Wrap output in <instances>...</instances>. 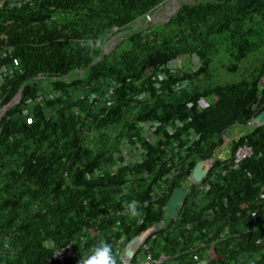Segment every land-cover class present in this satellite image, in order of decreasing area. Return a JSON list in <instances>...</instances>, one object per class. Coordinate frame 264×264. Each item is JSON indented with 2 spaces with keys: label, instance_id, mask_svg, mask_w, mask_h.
Returning a JSON list of instances; mask_svg holds the SVG:
<instances>
[{
  "label": "trees",
  "instance_id": "trees-1",
  "mask_svg": "<svg viewBox=\"0 0 264 264\" xmlns=\"http://www.w3.org/2000/svg\"><path fill=\"white\" fill-rule=\"evenodd\" d=\"M12 1L0 6V112L21 97L0 117V264H57L59 252L78 264L101 241L122 264L163 222L144 251L161 264L211 249L207 264H264V125L250 126L264 112V0L181 4L107 53L168 0ZM243 146L252 154L230 167ZM210 158L200 191L187 176ZM176 187L187 195L169 219Z\"/></svg>",
  "mask_w": 264,
  "mask_h": 264
},
{
  "label": "water",
  "instance_id": "water-1",
  "mask_svg": "<svg viewBox=\"0 0 264 264\" xmlns=\"http://www.w3.org/2000/svg\"><path fill=\"white\" fill-rule=\"evenodd\" d=\"M21 97V89L19 93L16 95V98L20 99ZM14 102V100H13ZM9 103L6 107L2 109L0 112V117L4 114V112L12 105ZM264 123V112L257 114L251 121L252 126H260ZM208 166H206V161L199 160L196 162L195 166L191 172V178L194 182L201 181L207 174ZM186 198V191L181 187H176L171 192L166 206H165V215L169 219H175L177 217L178 207H181L184 203ZM158 229L157 226H153L150 229L146 230L145 232L137 235L136 237L132 238L125 247L124 250V258L126 259L122 264H129L130 260L134 255V250L141 246L145 240L150 236L151 233L155 232Z\"/></svg>",
  "mask_w": 264,
  "mask_h": 264
},
{
  "label": "built area",
  "instance_id": "built-area-1",
  "mask_svg": "<svg viewBox=\"0 0 264 264\" xmlns=\"http://www.w3.org/2000/svg\"><path fill=\"white\" fill-rule=\"evenodd\" d=\"M26 1L23 0L22 4H24ZM4 3H7L8 5H11L13 3L12 0H0V6L3 5ZM146 17H149V16H146ZM13 64L16 66L17 65V62L15 60H13ZM19 99L15 97L14 99V102L18 101ZM27 122H30V119L27 120ZM224 139V142H223V145H222V149H224L225 147L227 146H230L231 145V142L226 140V137L224 136L223 137ZM217 154V153H216ZM252 154V150L251 148L249 147H246V146H243L241 148H239L236 153H235V159L233 160V164L232 163H228V165L232 168H237L238 167V164L243 160V159H246L248 158L250 155ZM218 160L220 161L221 163V166H224L225 165V160H226V157H223L222 154H221V151L219 152L218 154ZM214 160L213 158H210L208 160H206V166H208V169H207V175H208V172L211 170L212 168V164H213ZM191 174V173H190ZM188 175L187 176V179L189 181L190 184H194L196 186V188L198 190H207L209 188V184L208 183H205V184H202V183H198V182H193L192 179H191V175ZM206 175V177H207ZM165 185H162L161 186V189H157L156 192H157V196L156 198H154L153 200H156L158 197H161L164 195V193L167 191L168 192V185L166 183H164ZM166 216V215H165ZM164 223V222H163ZM162 223V224H163ZM162 224H159L157 225V227H161ZM203 246V245H202ZM142 249L141 250V253L144 254L146 257L144 260H141L140 259V256H138V259H137V262L135 264H161L163 260L167 259L166 256L164 255H161L157 260H153L151 258L150 255H146V252H144L145 250H147V246L145 244H143L142 246ZM140 247V248H141ZM137 249H139L138 247L134 250L135 252L137 251ZM141 254V255H142ZM67 256L68 255H72L71 253V250H69L66 254ZM193 258L196 257L197 259H193L197 264H200V261L201 259L197 256V254H193L192 255ZM56 259L58 260V263L57 264H62L63 262V256L61 254V252L57 253L55 255ZM216 257V254L215 252L213 251V249H211L209 251V254H208V257H207V262H210L212 261L214 258ZM119 258L121 260V262H124L126 259L124 258V249L122 252L119 253ZM47 264H51V263H47ZM129 264H132L131 262Z\"/></svg>",
  "mask_w": 264,
  "mask_h": 264
},
{
  "label": "rangeland",
  "instance_id": "rangeland-1",
  "mask_svg": "<svg viewBox=\"0 0 264 264\" xmlns=\"http://www.w3.org/2000/svg\"><path fill=\"white\" fill-rule=\"evenodd\" d=\"M196 0H168L165 3L161 4L158 8L155 9V11L149 15V17H146L145 20H137L134 23H132L127 30H122L116 33L114 36H112L110 39H108L103 45L102 49L104 53H107L109 50H111L118 42L125 39L127 36V33L135 28H144L147 27L149 24L157 23V22H166L168 18L175 13L181 4H191L194 3ZM171 7H174L169 13V9ZM183 65L185 61L182 62ZM181 64V63H180ZM194 69V68H193ZM220 76H224L223 71H219ZM228 147H225L221 150V154L223 157H229V154L227 153ZM213 248V247H212ZM125 250V248H124ZM217 259V256L214 258Z\"/></svg>",
  "mask_w": 264,
  "mask_h": 264
},
{
  "label": "clouds",
  "instance_id": "clouds-1",
  "mask_svg": "<svg viewBox=\"0 0 264 264\" xmlns=\"http://www.w3.org/2000/svg\"><path fill=\"white\" fill-rule=\"evenodd\" d=\"M264 125V123L262 124ZM260 125V126H262ZM250 126L251 125V122H250ZM253 127H257V126H253ZM226 140L231 141V139L227 138L226 137ZM208 160V159H206ZM204 160V161H206ZM192 172V171H191ZM191 175V174H190ZM207 175V174H206ZM206 177V176H205ZM204 177V178H205ZM203 178V179H204ZM192 179V178H191ZM202 179V180H203ZM202 180L199 181L198 183H202ZM193 181V180H192ZM194 182V181H193ZM196 183V182H195ZM182 188V187H181ZM184 189V188H183ZM185 190V189H184ZM186 191V190H185ZM186 195H187V191H186ZM127 211L129 214H135L136 212V209H135V204L134 203H129L127 206ZM176 219V218H175ZM145 244V242L143 243ZM142 244V245H143ZM141 245V246H142ZM141 246H139L138 248H140ZM126 247V246H125ZM142 248V247H141ZM217 256V253L215 250H213ZM134 255H135V252H134ZM133 255V257H134ZM147 255V254H146ZM133 257L132 259L130 260V262L132 263V260H133ZM145 255H142L140 256V259L141 260H144L145 259ZM160 257V256H159ZM152 258V257H151ZM153 259V258H152ZM193 259H197L196 257H194ZM153 260H157V259H153ZM214 260V259H213ZM164 261V260H163ZM162 261V262H163ZM78 264H118V259H117V256L114 254L113 252V248H112V245L110 243H107V242H97L95 245H93L87 252V254L82 257ZM200 264H207V258H205V260H201L200 261Z\"/></svg>",
  "mask_w": 264,
  "mask_h": 264
},
{
  "label": "bare ground",
  "instance_id": "bare-ground-1",
  "mask_svg": "<svg viewBox=\"0 0 264 264\" xmlns=\"http://www.w3.org/2000/svg\"><path fill=\"white\" fill-rule=\"evenodd\" d=\"M173 8H174V7H171V8L169 9V13H171V11L174 10Z\"/></svg>",
  "mask_w": 264,
  "mask_h": 264
}]
</instances>
